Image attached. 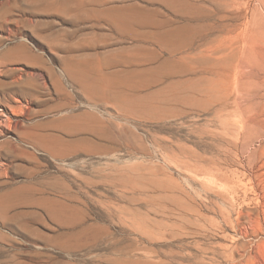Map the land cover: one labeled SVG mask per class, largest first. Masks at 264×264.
<instances>
[{"label": "rangeland", "instance_id": "1", "mask_svg": "<svg viewBox=\"0 0 264 264\" xmlns=\"http://www.w3.org/2000/svg\"><path fill=\"white\" fill-rule=\"evenodd\" d=\"M236 1L260 52L221 109L168 88L164 0H0V264H264V0Z\"/></svg>", "mask_w": 264, "mask_h": 264}, {"label": "bare ground", "instance_id": "2", "mask_svg": "<svg viewBox=\"0 0 264 264\" xmlns=\"http://www.w3.org/2000/svg\"><path fill=\"white\" fill-rule=\"evenodd\" d=\"M164 2L175 14L172 18L153 20L150 37L171 56L160 65L162 72L170 68L178 76L168 82V88L175 91L177 100L187 102H192L198 92L210 96L218 92L221 109L229 108L230 101L236 98L232 97L235 89L247 82L240 77L241 59L256 58L260 52L259 39L247 36L250 18L238 26V32V27L230 23L236 0ZM240 33L247 36L243 42ZM176 55L178 59L174 58Z\"/></svg>", "mask_w": 264, "mask_h": 264}]
</instances>
